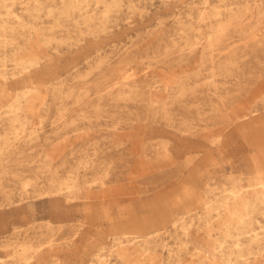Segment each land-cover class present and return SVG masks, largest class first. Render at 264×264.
<instances>
[{"label": "rangeland", "instance_id": "rangeland-1", "mask_svg": "<svg viewBox=\"0 0 264 264\" xmlns=\"http://www.w3.org/2000/svg\"><path fill=\"white\" fill-rule=\"evenodd\" d=\"M263 163L264 0H0V264H264Z\"/></svg>", "mask_w": 264, "mask_h": 264}, {"label": "bare ground", "instance_id": "bare-ground-1", "mask_svg": "<svg viewBox=\"0 0 264 264\" xmlns=\"http://www.w3.org/2000/svg\"><path fill=\"white\" fill-rule=\"evenodd\" d=\"M260 168L261 169L258 170L259 177H256L248 185L249 187H251V189H253V192L252 193H254V195H255L253 202H255V201L256 202H264V163L262 164V167H260ZM50 193H54V192L53 191H50L49 194ZM55 193H58V192L56 191ZM239 194L240 193L234 195V197H232L231 199L237 198ZM48 205H49L48 208L50 209V211H51L50 213L51 214H54L55 216L61 214V212H59V200L52 199V200H50L48 202ZM55 210H58V212L55 211ZM6 247H7V245H5V244L2 246V248H6ZM29 248L30 247H22L21 246V251L22 252H18V250H14L12 253L10 252L8 254V257H11V261L8 264H23V263H25L26 262V259H27V254H29V252H27V250ZM121 254H123V257L124 258H127L129 256L128 254H124L123 252ZM49 255H50V252H33V255H30V257L33 258V260H34V262L32 264H43L44 261L46 260V258ZM71 255H74V253L72 252L70 255L65 253L62 256H63V259H73V260H75V256L76 255H74V256H71ZM31 258H29V259H31Z\"/></svg>", "mask_w": 264, "mask_h": 264}]
</instances>
